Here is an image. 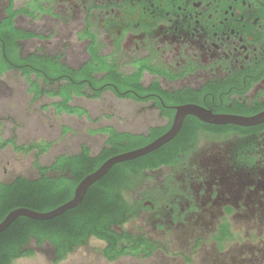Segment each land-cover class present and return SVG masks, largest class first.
Instances as JSON below:
<instances>
[{
	"label": "flooded vegetation",
	"instance_id": "af4514ba",
	"mask_svg": "<svg viewBox=\"0 0 264 264\" xmlns=\"http://www.w3.org/2000/svg\"><path fill=\"white\" fill-rule=\"evenodd\" d=\"M18 2L25 6L17 7ZM9 4L10 0H0V24L9 17ZM14 4L15 10L37 9L34 15L22 13L15 19L19 31L33 35L18 42L24 55L62 54L69 65L79 50L82 57L74 62L80 67L91 60L89 49L95 43L120 73L130 76L147 68L142 77L147 87L158 83L168 92L188 89L193 95H205L195 104L218 114L253 116L264 111V0H15ZM59 33L66 37L61 49L54 47ZM31 42L33 50L24 53ZM20 71L16 67L8 72ZM115 89L114 95H145L138 103L156 109V92ZM225 105L240 106L242 113L225 111ZM174 115L171 119L160 114L166 120L162 126L171 127ZM237 127L203 125L174 164L135 178L122 193L127 220L123 227L112 228L129 233L137 243L148 241L156 247L154 254L164 249V235L183 238L194 248L211 237L219 253L214 264H264V124ZM151 175L159 178L157 186L140 185ZM141 217L162 237L127 227ZM234 221L242 222L243 235L233 231ZM232 242L238 249L228 256L225 245Z\"/></svg>",
	"mask_w": 264,
	"mask_h": 264
},
{
	"label": "trees",
	"instance_id": "16d2710c",
	"mask_svg": "<svg viewBox=\"0 0 264 264\" xmlns=\"http://www.w3.org/2000/svg\"><path fill=\"white\" fill-rule=\"evenodd\" d=\"M14 2L15 0H10L7 8L9 17L0 24V79L16 67L21 69L22 76L30 84L34 100L45 96L59 99L53 103L58 114L89 117L90 113L86 108L72 104L75 98L100 99L108 91L116 92V87L122 91L132 89L141 94L158 93L156 109L162 117L171 119L174 115L172 107L203 101L205 95H193L188 89L172 93L163 90L158 83L145 86L142 77L147 68L130 76L120 73L107 57L100 55L94 42L89 49L91 60L77 68L69 67L62 54H22L18 42L32 38L33 35L19 31L15 27V19L22 13L34 15L37 9L34 13L29 8L15 10ZM35 72L37 77L33 79ZM99 74L104 76L99 77ZM116 96L141 102L140 97L145 95ZM223 109L241 110L242 113L240 106L225 105ZM249 113L250 110L246 114ZM203 125L209 126L188 116L173 141L142 158L115 165L105 177L89 188L81 204L72 210L50 220L17 218L0 233V264H13L18 259L32 257L35 255L34 246L41 248L45 245L54 248L55 262L59 263L75 248L85 246L91 238L107 245L103 256L109 261L128 255L151 257L156 250L155 246L148 241L137 243L129 233L119 234L112 228L114 225L123 227L127 220L125 216L128 206L122 193L145 171L174 164L179 153L196 138ZM169 127L170 125L155 126L145 133H131L108 126L100 130L107 135V139L99 153L93 155L91 149L83 145L79 153L60 155L50 165H42L39 160L50 148L49 144L18 146L13 138L6 141L0 139L1 147L13 145L17 151H38L34 162L37 170L35 178L17 176L10 182H0V223L17 209L48 213L64 205L74 197L79 183L106 160L148 145L167 132Z\"/></svg>",
	"mask_w": 264,
	"mask_h": 264
},
{
	"label": "rangeland",
	"instance_id": "374dc122",
	"mask_svg": "<svg viewBox=\"0 0 264 264\" xmlns=\"http://www.w3.org/2000/svg\"><path fill=\"white\" fill-rule=\"evenodd\" d=\"M16 6L24 7L25 4L18 2ZM60 33L54 39V47L58 49L62 47L61 40H66L65 35ZM34 45L35 43L31 42L24 46V53L32 51ZM76 55L67 60L74 67L80 64L75 63L74 59L82 57L79 50ZM58 100L46 96L34 100L33 94L30 93V84L25 77L19 72L6 73L0 80V139L6 141L13 138L18 146H29L32 143L49 144L50 148L39 160L42 165H50L60 155L79 153L83 145H87L93 155L99 153L107 139V135L100 131L105 127L113 126L122 132L145 133L151 127L166 123L159 110L151 108L149 103L119 98L111 91L96 100L75 98L72 104L86 108L90 113L89 117L58 114L53 106ZM37 152L17 151L13 145L0 146V182H10L17 176L35 178L37 170L34 162ZM149 177L146 183L140 185L157 186L159 178L153 175ZM138 191L141 192V189ZM126 196L128 197V194ZM148 223L145 217H141L129 223L127 227L132 228L134 232L141 228L155 238L162 237V232L152 231ZM243 230L242 222L234 221L233 231L243 235ZM162 240L165 243L164 249L158 250L148 258L128 255L116 261H109L103 256L105 244L91 238L85 246L75 248L59 263L55 262L54 248L45 245L41 248L34 246V256L18 259L13 264H214L216 255H219L211 237H207L196 248L193 244H185L183 238L178 236L169 239L164 235ZM237 249L236 242L228 243L225 245V254L236 255L234 253Z\"/></svg>",
	"mask_w": 264,
	"mask_h": 264
},
{
	"label": "water",
	"instance_id": "95a60500",
	"mask_svg": "<svg viewBox=\"0 0 264 264\" xmlns=\"http://www.w3.org/2000/svg\"><path fill=\"white\" fill-rule=\"evenodd\" d=\"M172 109L176 112L172 125L163 135L144 147L113 156L106 160L96 171L87 175L79 183L75 190L74 197L69 202L55 210L48 213H41L26 208L12 211L5 220L0 223V233L6 230L19 217H27L40 221L50 220L76 208L84 200L89 188L105 177L115 165L142 158L173 141L180 133L188 116H193L203 123L215 126L233 125L248 128L264 124V111L253 116L218 114L206 107L193 103L174 106Z\"/></svg>",
	"mask_w": 264,
	"mask_h": 264
},
{
	"label": "crops",
	"instance_id": "0c3cea01",
	"mask_svg": "<svg viewBox=\"0 0 264 264\" xmlns=\"http://www.w3.org/2000/svg\"><path fill=\"white\" fill-rule=\"evenodd\" d=\"M66 61V60H65ZM69 67H72V68H77V67H74V66H71L70 64L68 65Z\"/></svg>",
	"mask_w": 264,
	"mask_h": 264
}]
</instances>
